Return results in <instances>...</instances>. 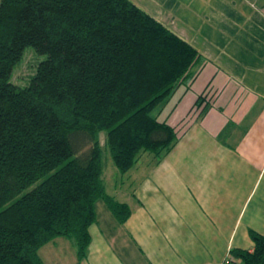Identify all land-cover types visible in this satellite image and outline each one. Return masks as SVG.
<instances>
[{"label":"trees","instance_id":"1","mask_svg":"<svg viewBox=\"0 0 264 264\" xmlns=\"http://www.w3.org/2000/svg\"><path fill=\"white\" fill-rule=\"evenodd\" d=\"M29 47L47 59L20 88L11 77ZM200 59L132 0H1L0 264H44L57 238L83 261L99 200L128 219L105 191L100 135L122 174L141 153L162 159L181 130L160 106ZM250 236L254 251L232 263L264 264V235Z\"/></svg>","mask_w":264,"mask_h":264},{"label":"crops","instance_id":"2","mask_svg":"<svg viewBox=\"0 0 264 264\" xmlns=\"http://www.w3.org/2000/svg\"><path fill=\"white\" fill-rule=\"evenodd\" d=\"M133 3L201 56L158 115L181 130L179 139L160 160L141 153L125 174L105 164V191L130 216L120 223L99 200L83 261L66 238L39 257L44 264H222L235 250L253 252L251 232L264 235V0Z\"/></svg>","mask_w":264,"mask_h":264},{"label":"rangeland","instance_id":"3","mask_svg":"<svg viewBox=\"0 0 264 264\" xmlns=\"http://www.w3.org/2000/svg\"><path fill=\"white\" fill-rule=\"evenodd\" d=\"M46 59L47 56L39 55L38 53H36L34 48L32 47L27 48L24 52L22 60L16 65V67L13 70L11 82L20 88L26 87L30 83L32 77L36 74L37 68L40 65V63H42ZM165 104L166 103H163L160 106V109H163ZM105 139H106V134L101 133L100 140L104 148V163L113 164L114 161L111 156L110 150L106 147ZM232 264H239V263H232Z\"/></svg>","mask_w":264,"mask_h":264},{"label":"built area","instance_id":"4","mask_svg":"<svg viewBox=\"0 0 264 264\" xmlns=\"http://www.w3.org/2000/svg\"><path fill=\"white\" fill-rule=\"evenodd\" d=\"M232 262H233V258L231 255H229L228 258L222 264H231Z\"/></svg>","mask_w":264,"mask_h":264}]
</instances>
